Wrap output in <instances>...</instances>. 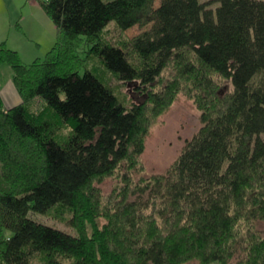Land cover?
<instances>
[{
  "label": "trees",
  "instance_id": "16d2710c",
  "mask_svg": "<svg viewBox=\"0 0 264 264\" xmlns=\"http://www.w3.org/2000/svg\"><path fill=\"white\" fill-rule=\"evenodd\" d=\"M36 1L56 27L45 58L26 63L0 42L23 97L7 107L0 95V264H264V0ZM111 21L125 41L104 38ZM184 52L198 63L190 70L232 89L199 104L201 127L164 172L128 178L125 203L147 226L100 227L99 215H113L91 184L142 154L147 127L143 105H125L84 59L148 87ZM55 206L71 210L78 234L29 215Z\"/></svg>",
  "mask_w": 264,
  "mask_h": 264
},
{
  "label": "rangeland",
  "instance_id": "374dc122",
  "mask_svg": "<svg viewBox=\"0 0 264 264\" xmlns=\"http://www.w3.org/2000/svg\"><path fill=\"white\" fill-rule=\"evenodd\" d=\"M216 4L212 5L216 6ZM36 6L38 5H33L31 0H0V37L21 49L30 50V56H27L29 62L36 58L44 59L56 39V27L53 21L44 9ZM135 31L136 29L132 30L130 34ZM125 36L114 21H111L105 29L104 38L112 43L125 41ZM85 48V46L82 47L83 56L86 55ZM84 63L115 90L125 105L130 106L134 102L143 105L142 122L143 126L147 127L144 151L141 155L130 157L129 163L123 164L113 173L94 180L88 192L100 208L104 210L107 207L108 212L111 210L113 215L112 217L99 215L97 223L100 227L107 226L109 230L127 228L128 234H132L147 225H141L140 212H134L125 203L130 198L125 193V190L128 192V178L131 177L134 183L144 177L164 172L179 155L185 141L201 127L199 104L208 103L213 106L219 100L218 95L224 97L229 93L232 84L229 79L210 69L200 71L201 69L195 70L193 67L190 70L188 66H185L186 64L198 67L197 61L190 52H184L180 61L172 60L148 87L142 83L141 79L124 81L117 78L94 56H86ZM138 63L142 64L141 60ZM207 94L209 96L205 98ZM161 97L167 101L165 105L156 101ZM32 108L40 109L42 103L37 101ZM61 131L67 134L69 129L62 127ZM118 214H120L119 217L116 216ZM149 214L150 212H147L146 215ZM29 215L48 225L78 234L77 227L70 223L72 212L69 208L55 206L47 213L31 211ZM124 215L131 218L130 226L124 224ZM246 224H248L247 221L242 218L238 225L240 232H248ZM86 225L88 233L91 234L93 231L91 223ZM259 229L264 230V223L259 224ZM33 264H42L41 258L35 259Z\"/></svg>",
  "mask_w": 264,
  "mask_h": 264
},
{
  "label": "crops",
  "instance_id": "0c3cea01",
  "mask_svg": "<svg viewBox=\"0 0 264 264\" xmlns=\"http://www.w3.org/2000/svg\"><path fill=\"white\" fill-rule=\"evenodd\" d=\"M31 3L37 4L38 6L36 7H41V5L36 1V0H31ZM42 8V7H41ZM40 9V8H39ZM43 9V8H42ZM56 40V39H55ZM5 41L3 38L0 37V42ZM7 45L13 49H18L17 51L21 53V57L23 61L26 63H29L27 61L30 50L28 51L27 49H21V47L16 46L13 43H8L6 42ZM55 43V41H54ZM52 47V46H51ZM26 56V57H25ZM9 64L3 62L0 64V95L7 107L19 104L23 101V98L13 80V69L11 66H8Z\"/></svg>",
  "mask_w": 264,
  "mask_h": 264
}]
</instances>
